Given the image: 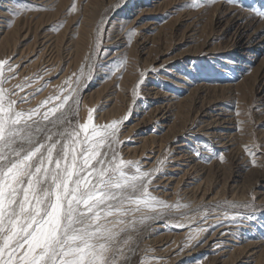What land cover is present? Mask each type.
<instances>
[{
    "label": "rangeland",
    "instance_id": "obj_1",
    "mask_svg": "<svg viewBox=\"0 0 264 264\" xmlns=\"http://www.w3.org/2000/svg\"><path fill=\"white\" fill-rule=\"evenodd\" d=\"M191 2L0 0V60L19 65L4 87L32 82L15 89L35 93L24 111L78 89L81 124L89 109L96 126L130 114L114 149L166 206L107 218L135 221L119 237L128 264H264V0Z\"/></svg>",
    "mask_w": 264,
    "mask_h": 264
},
{
    "label": "snow or ice",
    "instance_id": "obj_2",
    "mask_svg": "<svg viewBox=\"0 0 264 264\" xmlns=\"http://www.w3.org/2000/svg\"><path fill=\"white\" fill-rule=\"evenodd\" d=\"M203 2L192 0L189 6ZM74 11L75 2L68 9ZM255 15L264 18V11ZM18 67L10 59L0 60V264H120L121 257L122 264H128L119 237L134 229L135 221L116 231L125 221L107 218L127 216L140 211L141 205L153 211L166 206L150 194L153 173L121 159L114 149L119 126L130 114L96 126L94 110L89 109L84 123L74 122L78 89L66 95L61 89V94L50 96L36 108L17 110L35 95L19 96L15 90L24 92L31 81L15 89L4 87L15 79ZM40 91L42 87L36 89ZM138 94L134 89V97ZM244 150L256 166V153L248 146ZM219 159L223 162L222 153ZM224 216L228 219L229 213ZM237 218L243 219L239 213L231 215L233 223ZM147 219L153 217H144L141 223ZM220 226L223 223L211 230Z\"/></svg>",
    "mask_w": 264,
    "mask_h": 264
},
{
    "label": "bare ground",
    "instance_id": "obj_3",
    "mask_svg": "<svg viewBox=\"0 0 264 264\" xmlns=\"http://www.w3.org/2000/svg\"><path fill=\"white\" fill-rule=\"evenodd\" d=\"M75 48H76V47H75ZM77 48H78V47H77ZM82 53H83V52H82ZM49 61H50V60H49ZM140 140H143V139H140ZM127 149H128V148H127ZM168 180H169V179H168ZM222 215H223V214H222ZM220 216H221V215H220ZM191 217H192V216H191ZM194 217H196V216H194ZM214 217H215V216H214ZM228 217H229V216H228ZM189 218H190V217H188L187 219L189 220ZM210 218H211V217H210ZM222 218H223V217H222ZM222 218H221V220H223ZM190 219H191V218H190ZM192 219H194V218L192 217ZM192 219H191V221H192ZM212 219H214V218H212ZM216 219H217V218H216ZM216 219H215V220H216ZM188 220H187V221H188ZM219 220H220V219H219ZM184 221L186 222V220H184ZM189 221H190V220H189ZM189 221H188V222H189ZM206 221H209V219L206 220ZM224 221H225V220H224ZM230 221H231V220H230ZM202 222H203V221H202ZM211 222H212V221H211ZM218 222H219V221H218ZM218 222H217V223H218ZM225 222H226V221H225ZM228 222H229V221H228ZM220 223H221V222H220ZM190 224H192V223H190ZM212 224H213V223H212ZM187 225L189 226L188 223H187ZM187 225H185V226H187ZM202 225H204V224H202ZM202 225H201V226H202ZM225 225H227V224H225ZM230 225H231V224H230ZM191 226H192V225H190V227H191ZM197 226H198V225H197ZM209 226H210V225H209ZM211 226H212V225H211ZM228 226H229V225H228ZM190 227H189V228H190ZM192 227H193V226H192ZM203 227H204V226H203ZM184 228H185V227H184ZM201 228H202V227H201ZM201 228H200V229H201ZM206 228H207V227H206ZM194 229H195V228H194ZM203 229H204V228H203ZM186 230H187V228H186ZM192 230H193V229H192ZM196 230H197V229H196ZM184 232H185V231H184ZM188 232H189V231H188ZM190 232H193V231H190ZM190 232H189V233H190ZM220 232H221V231H220ZM186 233H187V232H186ZM193 233H194V232H193ZM225 233H226V232H225ZM201 234H202V233H201ZM194 235H195V234H194ZM197 235H198V234H197ZM232 235H233V234H232ZM190 236H191V235H190ZM217 236H218V235H217ZM224 236H225V235H224ZM209 237H210V236H209ZM218 237H219V236H218ZM212 238H213V236H212ZM210 239H211V238H210ZM210 239H208V240H210ZM229 241H230V240H229ZM233 241H234V239H233ZM204 242H205V241H204ZM227 242H228V241H226V242L224 243V242L222 241V243H224V244H228ZM217 244H219V243H217ZM220 244H221V243H220ZM225 246H226V245H225ZM230 246H231V245H230ZM232 247H234V246H232ZM235 248H236V246H235ZM235 248H234V249H235ZM234 249H233V250H234ZM225 251H226V250H225ZM226 254H227V253H226ZM246 263H247V262H245V264H246Z\"/></svg>",
    "mask_w": 264,
    "mask_h": 264
}]
</instances>
